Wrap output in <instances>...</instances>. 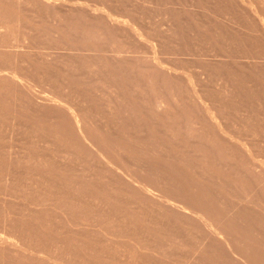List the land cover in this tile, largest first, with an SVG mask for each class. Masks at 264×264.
I'll return each mask as SVG.
<instances>
[{
    "label": "rangeland",
    "instance_id": "1",
    "mask_svg": "<svg viewBox=\"0 0 264 264\" xmlns=\"http://www.w3.org/2000/svg\"><path fill=\"white\" fill-rule=\"evenodd\" d=\"M243 1L0 0V242L28 249L0 264H264V0Z\"/></svg>",
    "mask_w": 264,
    "mask_h": 264
},
{
    "label": "bare ground",
    "instance_id": "2",
    "mask_svg": "<svg viewBox=\"0 0 264 264\" xmlns=\"http://www.w3.org/2000/svg\"><path fill=\"white\" fill-rule=\"evenodd\" d=\"M257 1H258V0H257ZM44 2H45V0H44ZM46 2H47V1H46ZM238 2L240 3V5H241L242 7H244V8L247 9V10L251 8L250 6H249V7H250V8H249L246 4H244V3H243V2H244L243 0H238ZM262 3H263V2H262ZM47 4H49V3L47 2ZM251 10H252V9H251ZM253 11H254V10H253ZM253 11L251 12V14L253 13ZM254 12H255V11H254ZM257 20H258V22H257V23H258V26L264 31V22H263L262 20H260V19H257ZM118 24H119V23H118ZM124 26H125V24H124ZM0 28L4 29V28L1 27V26H0ZM129 30H130V27H129ZM131 30H133V29L131 28ZM131 30H130V31H131ZM134 30H135V29H134ZM130 31H129V32H130ZM133 32H134V31H133ZM131 33H132V32H131ZM136 36H137V35H136ZM134 37H135V36H134ZM4 42H6V41H4ZM8 43H9V42H8ZM8 43H7V44H8ZM13 43H14V42H12V43H11L12 45H10V47L13 46L12 48H14V46H16V44L14 43L15 45H13ZM16 43H17V42H16ZM2 44H3V43H2ZM2 44H1V45H2ZM17 45H18V44H17ZM4 46H6L5 43H4ZM8 47H9V46H7V47H5V48L8 49ZM10 47H9V48H10ZM16 47H18V46H16ZM20 47H21V46H20ZM12 48H11V49H12ZM15 49H16V48H15ZM1 50H2V49H1ZM1 50H0V51H1ZM8 51H9V50H8ZM5 52H6V51H5ZM17 52H18V51H17ZM155 65H156V63H155ZM156 66H157V65H156ZM5 76H6V75H5ZM7 77L10 78V79H13L14 81L17 80V79H16L17 75L7 74ZM189 79H190V78H189ZM189 79H188V80H189ZM191 84H192V83H191ZM191 84L188 83L189 87H190ZM192 85H193V84H192ZM192 85H191V87H192ZM193 86H194V85H193ZM194 88H195V87H194ZM192 89H193V87L190 89L191 93H192ZM194 91H196V90L194 89ZM194 91H193V92H194ZM194 93H195V92H194ZM196 93H197V91H196ZM191 95H192V94H191ZM196 95H198V94H196ZM193 97H195V96H193ZM198 97H199V96H198ZM200 98H201V96H200ZM197 99H198V98H197ZM204 99H205V98H204ZM204 99H203V100H204ZM198 100H199V99H198ZM200 100H201V99H200ZM203 100L199 101V103H201ZM51 101H54V100H51ZM206 101H207V100H206ZM157 102H159V103H157V104H160V101L157 100ZM155 103H156V102H155ZM204 103H205V102H204ZM204 105H207V104H204ZM207 106H208V105H207ZM202 107H203V106H202ZM205 108H206V107H205ZM208 108H209V106H208ZM206 109H207V108H206ZM206 109L204 110L205 112H206ZM210 109H211V108H210ZM207 110H208V109H207ZM69 112H70V113H69V114H70L69 116H70V118L72 119V122H74L73 124H75V126L78 128V131H79L80 133H83L84 130H85V128H86V124H85V122L82 123V120H80L78 113L74 112L73 109L70 108V107H69ZM208 112H209V111H208ZM208 112H206L205 114H207ZM211 112H213L212 109H211ZM208 114H210V113H208ZM213 114H214V112H213ZM213 114H211V115H213ZM211 115H209V118H210ZM214 115H215V114H214ZM203 116H204V115H203ZM205 117H207V116L205 115ZM214 117H215V116H214ZM214 117L211 116V118H213L215 121H217V120L219 119V116H218V118L216 117V119H215ZM207 120H211V122L208 121V122H209V125H210V124L212 123V119H208V118H207ZM220 120H221V119H220ZM220 120L217 121V122L220 123ZM217 122H216V123H217ZM219 125H222V124L220 123ZM219 125H218V124H217V125H216V124L213 125V123H212V126H213V127H214V126H217V127H218ZM212 126L210 125V127H212ZM213 127H212V129H213ZM217 127H214V128H215L216 130H218ZM223 127H224V126H223ZM223 127H222V129H223ZM219 128H221V127L219 126ZM224 128H225V127H224ZM215 129H214V130H215ZM222 129H220V130H222ZM225 130H227V129H225ZM215 132H216V131H215ZM215 132H214V133H215ZM217 132H219V131H217ZM223 132H225V131L222 130V133H223ZM231 132H232V131L227 130V131L225 132V134L229 135ZM220 133H221V132H220ZM220 133H218V134L220 135ZM85 134H86V133H85ZM82 135H83V134H82ZM222 135H223V134H222ZM222 135H220V136L223 137L224 135H223V136H222ZM232 135H234V134L232 133ZM232 135L230 134V136H232ZM235 136H236V135H235ZM218 137H219V136H218ZM233 137H234V136H233ZM233 137H231V140H232V139H233V140L238 139V138L234 139ZM236 137H237V136H236ZM225 138H226V137H225ZM84 139L87 140L88 138H87L86 136H84ZM221 139H224V138H221ZM240 139H241V138L239 137L238 140L242 142V139H241V140H240ZM226 140H227V139H226ZM238 140H237V141H238ZM229 141H230V140H229ZM239 144H240V143H239ZM240 146H242V145H240ZM246 146H247V144L245 145V148H246ZM238 147H239V146H238ZM243 148H244V146H243ZM240 149H241V148H240ZM241 150H242V149H241ZM248 154H250V152H249ZM96 157L99 158V159H104V158H105V156L102 155V152H99V151H97V153H96ZM255 157H256V156H255ZM250 158H251V157H250ZM252 158L254 159L253 155H252ZM252 158H251V159H252ZM246 159H247V160H250V159H248V158H246ZM254 160H255V159H254ZM250 163H251V162H250ZM253 166H257V165H254V164H253ZM254 168H255V167H254ZM256 168H258V166H257ZM117 170H119L120 174H121L124 178L132 179V177H131L132 174L129 173L125 168H123V167H118ZM263 170H264V169H263ZM142 189H144V190H146V191L148 192L147 187H146L145 185L142 186ZM148 189H149V188H148ZM149 190H150V189H149ZM149 192H150V191H149ZM149 194H150V193H149ZM179 207H180V206H179ZM184 207H185V209H189V210H191L190 207H186V206H184ZM217 227H218V226H217ZM210 228L212 229L213 227H210ZM214 231L217 232L216 234H218V235L221 236L222 233L219 231L218 228L215 227V230H214ZM215 236H217V235H215ZM1 238H2V237H1ZM9 238H10V237H9ZM9 238L6 237V238H2V239H1V242H0V243L6 245V248H5V249H7V246H9V248H10L11 250H13L14 252H23V253H27L28 249L26 250V248H27L26 246H25V247H26V248H25L24 245L20 244V245H22L21 248L24 247L23 249H21V248L19 247L20 245H19V246L16 245V243H15L14 241H12V239H9ZM14 239L16 240V238H14ZM17 239H18V238H17ZM16 241H17V240H16ZM20 241H21V240H20ZM18 242H19V240H18ZM19 243H21V242H19ZM1 244H0V245H1ZM4 245H2V248H3ZM29 249H30V248H29ZM40 249H41V248H40ZM7 250H9V249H7ZM34 250H35V249H34ZM37 250H39V249H37ZM43 250H45V249H43ZM43 250H41V251H43ZM32 251H33V250H32ZM34 252H35V251H34ZM34 252H32L31 256H33L34 258H37L39 261H40V260H43V259L45 258V257H44V258H39L41 255L44 256V254H43L44 252H42V253H38V252H37V253H34ZM46 252H47V251H46ZM46 254H47V253H46ZM49 254H50V253H49ZM49 254H48V255H49ZM46 256H47V255H46ZM49 256H51V255H49ZM55 256H56V255H55ZM55 256H54V257H55ZM47 257H48V256H47ZM57 257H58V256H57ZM45 259H46V258H45ZM47 259H48V258H47ZM49 259H51V258H49ZM52 259H53V258H52ZM56 259H58V258H56ZM54 260H55V259H54ZM48 261H51V260H48ZM65 261H66V260H65ZM44 262H46V261H44ZM60 262H63L62 259H61ZM69 262H70V261H69ZM46 263H47V262H46ZM56 263H57V260H56ZM58 263H59V262H58ZM58 263H57V264H58ZM63 263H64V262H63ZM61 264H62V263H61ZM66 264H67V263H66ZM70 264H71V263H70Z\"/></svg>",
    "mask_w": 264,
    "mask_h": 264
}]
</instances>
